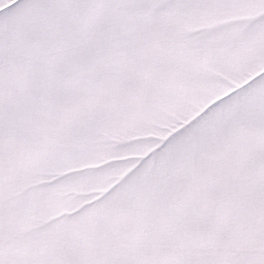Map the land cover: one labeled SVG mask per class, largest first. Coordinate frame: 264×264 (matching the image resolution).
Instances as JSON below:
<instances>
[{"label":"snow or ice","instance_id":"snow-or-ice-1","mask_svg":"<svg viewBox=\"0 0 264 264\" xmlns=\"http://www.w3.org/2000/svg\"><path fill=\"white\" fill-rule=\"evenodd\" d=\"M0 264H264V0H0Z\"/></svg>","mask_w":264,"mask_h":264}]
</instances>
